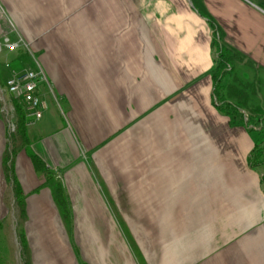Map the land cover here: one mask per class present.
Instances as JSON below:
<instances>
[{"label": "crops", "instance_id": "crops-1", "mask_svg": "<svg viewBox=\"0 0 264 264\" xmlns=\"http://www.w3.org/2000/svg\"><path fill=\"white\" fill-rule=\"evenodd\" d=\"M215 30L252 62L231 115L213 97ZM3 37L30 44L48 106L24 137L43 167L17 155L16 207L0 126V264H264L249 163L264 129L240 118H264V0H0ZM58 174L68 208L43 185Z\"/></svg>", "mask_w": 264, "mask_h": 264}, {"label": "rangeland", "instance_id": "rangeland-1", "mask_svg": "<svg viewBox=\"0 0 264 264\" xmlns=\"http://www.w3.org/2000/svg\"><path fill=\"white\" fill-rule=\"evenodd\" d=\"M6 39L8 40L6 42ZM7 44H16L15 48H10L9 46H7ZM2 50V51H1ZM0 126H2L3 132L5 130V151L2 154V158L4 160L6 155H11L10 156V161L8 162V165H12L14 166V170L16 173V161H17V155L18 153H20V151H22L23 148H26V154H28V157L30 158L32 155V151L30 150L29 146H28V141L27 138L24 139V137H28L29 132L35 128H37L38 126V121L36 122V124L34 126H27L26 121H24V125L23 127L20 128V116L18 113V110L21 112L22 116L24 115L23 112V108L22 105L18 102V100L13 97L11 94H9L7 92V88H6V80L9 77L11 70H22V69H26V68H35V63H34V56L32 54V50L30 47V44L28 42H26L25 40H23L22 38H17V39H11L8 37H3L0 38ZM13 54H16V57L18 56L17 61L14 60L15 58H13ZM8 65V66H7ZM37 66V65H36ZM35 70H39V67H36ZM9 71V74H8ZM44 73V71H43ZM45 75V73H44ZM46 77V75H45ZM45 100V98H43ZM46 108L48 106L46 100ZM45 108V109H46ZM44 109V110H45ZM241 111V110H239ZM44 112V111H43ZM243 114H246V111H242ZM43 116V114H42ZM25 118V117H24ZM42 118V117H41ZM40 118V119H41ZM26 119V118H25ZM244 122L248 124V126H255L252 127L253 130L257 131H263L264 129V120L261 119L259 122H255V121H248L247 122V115L244 116ZM4 126V128H3ZM23 130V132L25 133L24 137H22V133L21 131ZM264 132V131H263ZM27 134V136H26ZM4 138V135H2ZM264 136V134L259 135V138H262ZM24 139V140H23ZM4 140V139H3ZM259 145V144H258ZM262 152V149H261ZM21 154V153H20ZM258 152L253 154V158L255 159L258 156ZM86 156H88V154H85ZM82 159H84L82 157ZM253 159V161H254ZM81 159H79L78 161H80ZM252 162V161H251ZM251 164V163H250ZM251 166V165H250ZM252 168L255 169L256 171L260 172V181L262 184V187L264 188V164L261 165H252ZM4 170L6 173V176L8 174L9 177V169H7L6 165L4 164ZM48 174H46L47 176ZM56 176V175H55ZM58 178H55L53 176H48V179H46V182L43 183V185L45 186H51L52 190H57V186L59 184H61L64 188V192H65V185L63 182V179L61 178L60 174H58ZM98 183H101V180L99 179V177L96 175ZM8 204L10 207H16L17 203H16V198L14 196V192H13V183L12 181L8 178ZM68 200V198H66ZM69 201V200H68ZM110 201V200H109ZM117 218L120 217V221L123 222L124 220L122 219V216H116ZM148 216H146L145 214H138L136 216V220L138 222H146L148 221L147 219ZM124 228V227H123ZM127 233V231H126Z\"/></svg>", "mask_w": 264, "mask_h": 264}, {"label": "trees", "instance_id": "trees-1", "mask_svg": "<svg viewBox=\"0 0 264 264\" xmlns=\"http://www.w3.org/2000/svg\"><path fill=\"white\" fill-rule=\"evenodd\" d=\"M213 45L216 49V59H215V66L212 71V79H213V97L217 101L219 100L220 109H222L223 112L231 115V113L242 110L243 109V103L239 99L240 88L238 86L234 85L235 80H239L238 77L233 75L235 67L237 64L245 63L250 64L252 63L250 60L245 58L240 52H238L235 48L227 44L220 36V34L215 30V35L213 38ZM216 97V98H215ZM236 97V98H235ZM245 110V109H244ZM233 111V112H232ZM247 113V122L255 121L256 123L259 122L261 119H264L262 115V110L259 107H254L252 110H245ZM19 118H20V128L23 127L24 121L26 119L25 116L21 114V112L18 110ZM241 121L248 127L249 122L246 124L244 122V117L241 114ZM255 127V126H252ZM249 126V130L253 131V128ZM22 129V128H21ZM22 137H24L25 133L23 130L21 131ZM261 146L256 144L254 149L252 150L250 156H249V163L252 165H261L264 164V158H263V151L261 152L260 148ZM258 152V156L254 159L253 154ZM10 155H6L3 162L6 165L7 169H9V179L13 183V192L14 196L16 198V201L19 205H22L23 200V189L21 187V184L19 183L14 166L8 165V162L10 161ZM30 159L32 160V163L34 164V168L36 170H39L43 167V164L41 160L35 156L34 154L31 155ZM254 159V161H253ZM252 161V162H251ZM11 162V161H10ZM8 176V174H7ZM58 191V204H61L63 207L68 208L69 201L64 196V188L61 184L57 186Z\"/></svg>", "mask_w": 264, "mask_h": 264}, {"label": "built area", "instance_id": "built-area-1", "mask_svg": "<svg viewBox=\"0 0 264 264\" xmlns=\"http://www.w3.org/2000/svg\"><path fill=\"white\" fill-rule=\"evenodd\" d=\"M7 46L12 49L16 47V44H7ZM44 81L46 77L43 70L32 68L12 69L6 80L7 92L22 105L27 126H34L46 108L45 100L38 93V88Z\"/></svg>", "mask_w": 264, "mask_h": 264}]
</instances>
